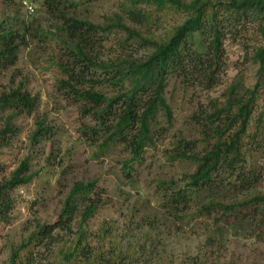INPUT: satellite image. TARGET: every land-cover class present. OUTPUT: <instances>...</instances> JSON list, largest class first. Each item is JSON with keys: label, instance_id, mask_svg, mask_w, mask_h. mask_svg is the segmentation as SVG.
Returning a JSON list of instances; mask_svg holds the SVG:
<instances>
[{"label": "rangeland", "instance_id": "374dc122", "mask_svg": "<svg viewBox=\"0 0 264 264\" xmlns=\"http://www.w3.org/2000/svg\"><path fill=\"white\" fill-rule=\"evenodd\" d=\"M30 1L35 6L33 16L18 9L21 18L31 25V34L20 49L16 65L0 72V93L9 85L22 84L32 97H37L38 105L31 115H14L10 121L13 132L0 134V183L23 163L27 174L33 177L8 195L12 208L8 220L0 222V264L8 263L11 249L31 234L35 224L51 225L57 221L74 182L90 180L96 181L99 206L83 229L93 253L109 252L110 242L101 240V229L112 224L116 248L122 252L140 248V264H264V228L193 215V210L209 199L238 201L264 193V127L260 136L262 148L252 152L248 162L257 174L256 180L251 177L249 188L223 190L218 195L202 193L194 198V206L187 213L169 209L163 203L169 193L164 192L166 183L182 186V176L194 169V163L182 155H197L204 149L203 112L224 100L227 89L240 77L246 87L255 84L257 66L251 57L263 44L258 27L248 23L237 27L238 32L227 27L222 70L215 86L207 89L196 80L169 78L165 99L172 113L171 126L160 115L152 144L144 148L139 160L127 164L131 155L124 146L100 149L105 127L83 101L62 88L67 79L61 68L66 52L56 30L58 24L42 11L39 0ZM69 1L75 5L73 15L79 19L101 25L106 17L116 14L128 26L153 37L161 36L183 18L180 12H161L155 5L141 3L138 7L151 18L135 25L122 12L129 0ZM9 4L10 0H0V16L9 13ZM124 37L115 30L107 34L98 31L94 55L105 62H116L123 58L140 60L149 53L147 48L135 44L121 46ZM110 74L92 68L86 82L78 88L113 98L118 88L108 83ZM262 111L264 90L259 93L254 115ZM9 114L0 113V132ZM39 122L47 127V133L34 138ZM79 223L80 215L70 230H55L51 238L33 250L28 264H58L56 252L71 245Z\"/></svg>", "mask_w": 264, "mask_h": 264}, {"label": "trees", "instance_id": "16d2710c", "mask_svg": "<svg viewBox=\"0 0 264 264\" xmlns=\"http://www.w3.org/2000/svg\"><path fill=\"white\" fill-rule=\"evenodd\" d=\"M10 3L9 13L0 16V72L16 65L20 49L26 46L27 36L31 34V25L19 14L20 4L12 0ZM141 3L155 5L161 12H180L182 21L161 36L153 37L128 26L116 14L106 17L101 25H94L73 15L75 5L69 0H39L42 11L58 24L56 30L65 48L68 68L61 65L67 76L62 88L83 101L87 110H92L95 119L105 127L100 149L124 146L131 155L127 164L139 160L144 148L152 144L160 115L166 125L171 126L172 113L165 99L170 77L196 80L209 89L218 83L222 70L227 27L238 32L237 27L252 23L263 39V44L251 57L257 66L253 87L244 86L240 77L227 89L224 100L203 112L204 149L197 155H182L194 163L193 171L182 176V186L166 183L164 187V192L169 191L164 206L187 213L193 208L191 202H195L196 196L247 189L251 177L254 180L257 176L248 162L252 152L262 148L264 111L257 116L254 112L259 93L264 90V0H129L122 12L135 25H142L151 18L138 7ZM113 30L124 34L121 46L135 44L147 48L149 53L140 60L123 58L105 62L98 59L94 55L96 33L107 34ZM92 68L111 73L107 81L118 88L113 98L78 88L86 82ZM37 105V97H32L22 84L9 85L0 93V113H10L0 134L12 133L11 118L18 114L31 115ZM46 133L43 122L37 123L34 138H42ZM26 166L23 163L8 180L0 183L1 223L8 220L12 208L9 193L29 183L33 177L27 174ZM95 196V180L74 182L66 193L57 221L51 225L35 224L31 234L11 249L7 264H28L36 247L51 238L55 230H70L79 215L75 239L70 246H63L56 252L58 264H140V248H128L124 252L116 248L112 241V224L101 229V240L110 242L109 252L89 250L83 227L98 209ZM193 215L215 217L225 224L252 223L264 228V193L238 201L209 199L197 206Z\"/></svg>", "mask_w": 264, "mask_h": 264}, {"label": "built area", "instance_id": "2783aa9c", "mask_svg": "<svg viewBox=\"0 0 264 264\" xmlns=\"http://www.w3.org/2000/svg\"><path fill=\"white\" fill-rule=\"evenodd\" d=\"M17 1L20 5L21 8L25 11L27 16H31L35 12V6L30 0H15ZM22 193V192H21Z\"/></svg>", "mask_w": 264, "mask_h": 264}]
</instances>
